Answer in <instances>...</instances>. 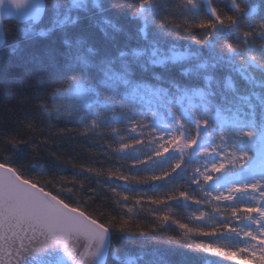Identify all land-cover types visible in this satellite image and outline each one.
<instances>
[{"label": "snow or ice", "instance_id": "obj_1", "mask_svg": "<svg viewBox=\"0 0 264 264\" xmlns=\"http://www.w3.org/2000/svg\"><path fill=\"white\" fill-rule=\"evenodd\" d=\"M125 14L139 25L135 44ZM168 37L199 47L182 50ZM37 38L51 42L37 48ZM0 65L20 85L14 102H0L15 124L0 126V264H108L110 254L118 264H172L157 249L113 254L115 238L133 228L204 264H264V0H229L227 11L215 0H0ZM235 75L262 91L241 93ZM53 121L74 122L93 140L118 137L112 153L142 166L109 171L113 184L102 186L115 214L89 211L95 189L66 201L48 190L52 180L31 175L34 161H21ZM84 172L103 175L81 167L73 186L83 188ZM142 201L151 217L143 228ZM181 204L195 206L187 222L174 214Z\"/></svg>", "mask_w": 264, "mask_h": 264}, {"label": "trees", "instance_id": "obj_2", "mask_svg": "<svg viewBox=\"0 0 264 264\" xmlns=\"http://www.w3.org/2000/svg\"><path fill=\"white\" fill-rule=\"evenodd\" d=\"M166 3H175L176 0H164ZM218 7L227 11L229 9V0H215ZM122 22L126 25L127 29L132 32L135 37L132 41L133 44L137 42L138 33L137 28L139 27L136 21L129 20L127 15L121 17ZM177 23H183V21L176 17ZM10 23V21H9ZM26 26V25H22ZM41 24L40 27H44ZM199 32L201 30L195 29ZM18 40L21 39V34L17 32ZM168 44L178 43L181 49H187L188 51H195L199 45H195L194 42H190L187 39H182L180 41H175L174 38H166ZM51 42L48 38H37L34 47H43ZM9 60L12 65H17L18 60L16 57L9 56ZM157 71H160L157 69ZM223 75V72L219 73ZM167 76V73H163ZM173 75H175L173 73ZM178 80L183 81L182 77L177 76ZM145 79H150V74L145 75ZM235 80L237 86L241 93H247L251 90L262 91L259 87L255 89L251 85L243 81L238 75H235ZM166 86V85H165ZM20 87L19 83L13 80L5 69V66L0 65V88L3 89L0 92V102L3 101H13L17 94V89ZM159 118L161 120V126H167L169 117L165 114L163 110H160ZM11 126L15 127L14 121L9 113L0 109V126ZM80 128V125L71 121H53L51 130H48L45 126V134L41 135L39 133L34 134L36 137V143L41 145L39 151L35 148L27 149L21 156V161L24 163L32 162L31 175L33 177L39 178L43 177L45 180H52L54 187H49L48 190L54 192V194L59 193L66 201L74 200L80 196L85 198L91 194V190L95 189L97 196L94 201H91V208L89 211L103 210L105 212H112L115 214L118 211V205L115 204L113 194L107 191L106 186L111 185L113 181L107 180V175L109 171H123L125 173L135 172L137 168H142V166H133V160L131 158L120 159L115 156L111 149L107 146L112 144V148L117 145L118 137L114 140L105 139H89L81 134H79L76 129ZM60 129H65V133L60 134ZM127 136V132H125ZM27 138V137H25ZM47 138L49 143L45 148L42 141ZM147 143V141H145ZM50 153H55V155H50ZM81 167H91L94 169H99L103 173L102 176H96L94 173L90 174L84 172L83 175L79 176L78 179L83 181V188L79 184L73 186L71 184V178L80 171ZM151 173L140 171L141 177H147ZM191 174V169H189V175ZM64 181L61 183L60 181ZM115 184L119 185V190L123 191L125 189L124 181H115ZM184 187L183 184L180 185ZM72 187L73 195H69L66 192H62V188ZM129 189H137L151 191L149 186H141L136 184L127 185ZM190 190V189H189ZM202 198V197H201ZM107 205V207H105ZM174 214L178 216L181 220L187 222L188 216L192 211L195 210V206L189 205H174ZM150 210V205L147 201H142V205L137 208L139 213L137 219L139 221V226L143 228L145 225L151 223V217L148 215ZM204 211L214 213V208L212 205H206L203 208ZM225 215H230V212L225 211ZM178 229L173 226L169 229V232L175 234ZM223 243V241H221ZM115 248L114 253L119 255L122 260L136 259L145 251H151L152 249H157L161 253L166 254L172 261V264H204L203 258L192 255L184 250H178L173 252L171 248L165 246V239L163 235L157 237L156 239H149L147 237H142L137 233V230L133 228L127 239L117 236L114 240ZM217 258L212 257L208 259L207 264H212V261ZM108 264H118L117 261L112 259V254L109 255ZM139 264V262H138Z\"/></svg>", "mask_w": 264, "mask_h": 264}, {"label": "water", "instance_id": "obj_3", "mask_svg": "<svg viewBox=\"0 0 264 264\" xmlns=\"http://www.w3.org/2000/svg\"><path fill=\"white\" fill-rule=\"evenodd\" d=\"M108 259H109V257H108Z\"/></svg>", "mask_w": 264, "mask_h": 264}]
</instances>
